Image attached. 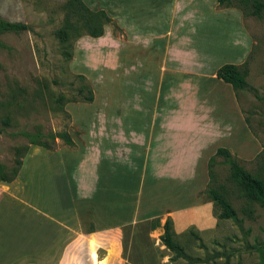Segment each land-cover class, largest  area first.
<instances>
[{"label": "rangeland", "instance_id": "1", "mask_svg": "<svg viewBox=\"0 0 264 264\" xmlns=\"http://www.w3.org/2000/svg\"><path fill=\"white\" fill-rule=\"evenodd\" d=\"M68 1L0 0L1 17L28 26L0 34L1 172L11 175L17 162L32 152L36 145L30 135L68 131L74 142L69 146L84 150L90 133L88 148L103 154L106 136L100 130L116 126L114 118L139 133L160 112V123L175 122L177 127L176 168L187 174L192 164L190 177L171 180L177 199L167 205L176 203L192 212L193 224L175 239L198 261H171L173 253L160 244L163 250L154 246L158 264L161 259L165 264H264V207L232 180L229 163L216 153L218 147L227 148L246 171L264 178V7L257 16L244 12L239 0L230 6L216 0H82L93 11L104 10L110 21L99 37L70 30L62 41L57 31L66 23ZM180 7L190 11L178 14L174 8ZM168 39L177 54L170 45L165 49ZM224 63L246 70L245 88L234 89L215 77ZM83 85L91 88L93 100L68 101L80 99ZM165 108L171 113L162 117ZM42 139L48 150L68 145L58 137ZM124 159L127 165L120 164L129 170V192L135 187L140 198H150L157 179L149 170L144 176L134 173L137 161ZM156 159L164 162V157ZM150 166L155 174L161 169ZM209 187L224 194L235 219L216 217L221 209L210 200ZM214 221L211 228H196ZM92 257L93 264H104L94 248Z\"/></svg>", "mask_w": 264, "mask_h": 264}, {"label": "crops", "instance_id": "2", "mask_svg": "<svg viewBox=\"0 0 264 264\" xmlns=\"http://www.w3.org/2000/svg\"><path fill=\"white\" fill-rule=\"evenodd\" d=\"M174 9L179 14L186 7ZM126 37L127 34L122 36L123 44ZM171 43L167 41L165 49L170 45L176 53V45ZM168 112L171 113L169 108L162 117ZM159 115L160 112L149 129L139 133L123 127V122L114 118L116 126L100 130L106 136L103 154L88 148L90 133L84 150L69 145L57 151L32 146L16 178L0 181V261L93 264L94 248L98 261L104 264H158L159 251L154 246L163 250L159 237L165 219L171 218L175 236L193 224L188 209H179L176 203L167 205L177 199L175 182L172 185L171 180L176 181L174 176L178 175L182 179L190 177L192 164L187 174L176 168L177 127L175 122L160 123ZM158 156L164 157V162L158 161ZM125 157H132V164L137 161L134 173L144 176L149 170L153 179H157L152 184L150 198H140V190L135 187L129 192V170L120 164L127 165ZM74 159L77 161L68 166ZM151 163L161 168L158 173L155 174ZM215 224V221L196 224V228L204 230ZM160 263L165 264V260L161 259Z\"/></svg>", "mask_w": 264, "mask_h": 264}, {"label": "trees", "instance_id": "3", "mask_svg": "<svg viewBox=\"0 0 264 264\" xmlns=\"http://www.w3.org/2000/svg\"><path fill=\"white\" fill-rule=\"evenodd\" d=\"M220 6H230L235 0H216ZM238 6L244 11L253 15H260L261 10L264 7V1L252 0L250 3L249 0H239ZM252 9L249 10V8ZM67 18L65 25L57 31V35L60 40L65 41L69 37L70 30L79 31L83 30L88 35L92 37H99L103 34V25L110 21V17L105 13L104 10H91L82 0H69L67 3ZM28 26L23 22L10 21L0 16V34L6 31L19 32L24 29H27ZM216 78L230 84L234 89H243L246 87V70H241L238 65L234 63H224L218 67L216 70ZM86 92L84 95L83 92ZM78 95L80 99L72 97L68 101H78L85 100L86 102H91L93 100V93L91 88L88 86H82L78 89ZM64 98V96H60ZM8 122V119H6ZM0 132L2 130L0 129ZM50 137L55 140V138H61L65 144L74 145L73 139L68 131H58L55 133H49L48 135H42L41 133H36L30 135V143L38 146H42L46 149H51L50 145L44 141L42 138ZM28 148V147H27ZM26 148V151H27ZM217 154L223 155L227 162L230 165L231 169V178L235 181L240 187L244 189L249 197L257 201L262 207H264V178L252 175L250 172L246 171L238 162V160L231 155L229 150L224 147H218ZM213 162V157L209 160V175L211 176V164ZM22 164V160L17 162L16 169L7 175L1 172L0 165V181L10 182L18 174L19 168ZM208 194L210 200L213 204L220 207V212L216 215L217 218H236V211L231 206L229 201L226 199L224 194L216 188L209 187ZM163 233L160 235L161 243L173 253L169 260H175L177 258H186L191 263L197 262L198 259L189 258L184 251V248L178 241L175 239V233L172 227V220L170 217L165 219L163 225ZM196 238L198 236L193 234ZM261 248L264 250V240L261 243ZM224 264H229L226 261Z\"/></svg>", "mask_w": 264, "mask_h": 264}]
</instances>
